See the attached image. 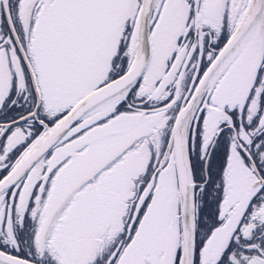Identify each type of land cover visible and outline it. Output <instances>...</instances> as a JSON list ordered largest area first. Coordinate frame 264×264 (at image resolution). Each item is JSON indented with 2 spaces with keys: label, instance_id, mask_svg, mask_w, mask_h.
Masks as SVG:
<instances>
[{
  "label": "snow or ice",
  "instance_id": "6c2138e0",
  "mask_svg": "<svg viewBox=\"0 0 264 264\" xmlns=\"http://www.w3.org/2000/svg\"><path fill=\"white\" fill-rule=\"evenodd\" d=\"M0 264H264V0H0Z\"/></svg>",
  "mask_w": 264,
  "mask_h": 264
}]
</instances>
